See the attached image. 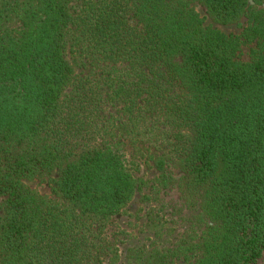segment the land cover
<instances>
[{
	"label": "trees",
	"instance_id": "obj_1",
	"mask_svg": "<svg viewBox=\"0 0 264 264\" xmlns=\"http://www.w3.org/2000/svg\"><path fill=\"white\" fill-rule=\"evenodd\" d=\"M159 139L209 223L147 264H264V0H0V264H93Z\"/></svg>",
	"mask_w": 264,
	"mask_h": 264
},
{
	"label": "rangeland",
	"instance_id": "obj_2",
	"mask_svg": "<svg viewBox=\"0 0 264 264\" xmlns=\"http://www.w3.org/2000/svg\"><path fill=\"white\" fill-rule=\"evenodd\" d=\"M205 18V25L227 35L241 36L248 26L247 18L238 24L220 25L207 18L203 8H197ZM254 43H244L238 59L249 61ZM123 154L133 175L144 183L123 212L103 228L99 241L102 252L93 264H147L148 254L159 249L164 253L178 251L180 242L204 232L209 221L203 213L201 202L187 200L179 191L180 170L161 139L134 144L123 140ZM165 162L163 171L156 160ZM28 186L46 197H53L48 180L29 182ZM181 251H179L180 253ZM174 259L171 264H183Z\"/></svg>",
	"mask_w": 264,
	"mask_h": 264
}]
</instances>
